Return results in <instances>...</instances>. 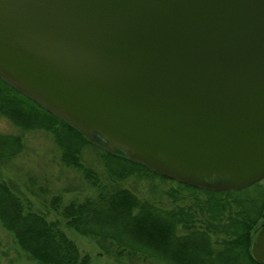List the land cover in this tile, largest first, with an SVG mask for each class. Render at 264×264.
<instances>
[{
  "label": "water",
  "instance_id": "95a60500",
  "mask_svg": "<svg viewBox=\"0 0 264 264\" xmlns=\"http://www.w3.org/2000/svg\"><path fill=\"white\" fill-rule=\"evenodd\" d=\"M0 78L180 184L264 180V0H0Z\"/></svg>",
  "mask_w": 264,
  "mask_h": 264
},
{
  "label": "trees",
  "instance_id": "16d2710c",
  "mask_svg": "<svg viewBox=\"0 0 264 264\" xmlns=\"http://www.w3.org/2000/svg\"><path fill=\"white\" fill-rule=\"evenodd\" d=\"M26 108V114L21 113ZM0 115L23 131L45 130L52 134L62 150L67 167L81 171L96 189V197L72 201L61 206L62 198L51 201L66 225L76 233L95 239L99 246L117 258L139 257L163 264H257L251 256L253 234L264 219L263 181L239 191L187 189L195 206L165 209L141 199L131 190L116 185L139 171H147L170 180L146 166L126 159L123 152L105 148L103 160L111 185L85 166L83 149L96 146L65 120L48 112L31 98L0 78ZM97 147V146H96ZM25 150L23 135L0 133V161L12 160ZM203 192V201L195 193ZM176 202L185 197L172 195ZM189 199V198H188ZM0 223L14 236L19 247L39 264H92L82 254L58 221L34 210L13 184L0 179ZM259 226V227H258ZM0 264H3L0 261Z\"/></svg>",
  "mask_w": 264,
  "mask_h": 264
},
{
  "label": "rangeland",
  "instance_id": "374dc122",
  "mask_svg": "<svg viewBox=\"0 0 264 264\" xmlns=\"http://www.w3.org/2000/svg\"><path fill=\"white\" fill-rule=\"evenodd\" d=\"M21 110V113L26 114L25 107H21ZM0 133L23 135L25 139V150L18 157L0 161V179L13 184L17 193L24 200L31 202L34 210L46 214L51 221H58L63 231L76 243L80 252L91 256L92 264H163L139 257L118 259L116 254L113 255L102 249L95 239L82 236L69 228L65 219L53 210L51 201L56 196L62 198L61 206H65L72 201L96 197L98 189L85 179L81 171L63 164L62 150L55 143L51 133L45 130L25 132L1 115ZM94 143L97 147L88 145L83 149V163L93 169L103 183L111 185L112 182L108 179L109 170L103 160L104 147ZM116 185L129 189L141 199L165 209H173L177 206L196 207L195 198L191 197L194 193L182 189L171 179L167 180L147 171H139L127 180L117 182ZM175 191H180L185 199L176 202L172 196ZM195 195L200 201L207 198L203 192H197ZM263 224L264 219L259 226ZM0 261L3 264H39L19 247L14 236L5 230L1 223Z\"/></svg>",
  "mask_w": 264,
  "mask_h": 264
}]
</instances>
